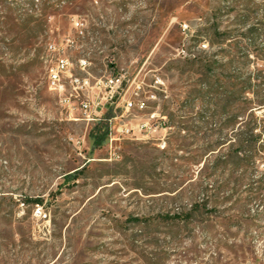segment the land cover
Listing matches in <instances>:
<instances>
[{"label":"rangeland","instance_id":"1","mask_svg":"<svg viewBox=\"0 0 264 264\" xmlns=\"http://www.w3.org/2000/svg\"><path fill=\"white\" fill-rule=\"evenodd\" d=\"M246 2L0 0V264H264V160L226 163L246 125L205 84L234 52L212 45V10L225 31ZM60 54L67 96L71 76L118 75L113 101L94 87L71 112L48 87ZM151 113L158 129L118 133Z\"/></svg>","mask_w":264,"mask_h":264},{"label":"trees","instance_id":"2","mask_svg":"<svg viewBox=\"0 0 264 264\" xmlns=\"http://www.w3.org/2000/svg\"><path fill=\"white\" fill-rule=\"evenodd\" d=\"M245 6H249L254 10L249 9L247 12L246 8L240 9L239 11L242 14L238 13L226 25L228 30L225 31H220L221 23L217 15V8H213L211 43L213 46H222L229 42L228 45L231 48L228 52L234 51L235 53L223 54L222 56L228 57L227 62L224 64H208L209 73H212L208 78H212L213 81L205 82L212 92L211 100L222 109L224 114H228L230 126H233V122L238 117H241L246 125V127L244 126L245 129L236 135L237 140L231 141L232 149L226 155V163L233 166L248 165L251 161L264 160V113L260 116L254 112V107L264 108V71L252 70L249 61L250 54L264 60V43L258 45L254 40L263 35L262 31H264V0L258 2L247 0ZM250 11L257 12L261 16L256 23H248ZM247 25L249 26L247 27ZM232 26L246 29L241 30L239 33V29ZM234 32L238 34L234 36ZM237 53L239 54L237 55ZM193 61L198 63L196 60ZM220 68L223 75L217 73ZM223 68L228 70V73H225ZM198 73L201 77L204 74L201 71ZM115 77H118V75H115ZM105 133L106 131L102 134L91 131L90 135L96 143H101ZM259 182L261 184V195L258 198L262 201V197H264V173L261 175ZM35 202L41 203L42 200L36 199ZM170 218H179V215H173Z\"/></svg>","mask_w":264,"mask_h":264},{"label":"built area","instance_id":"3","mask_svg":"<svg viewBox=\"0 0 264 264\" xmlns=\"http://www.w3.org/2000/svg\"><path fill=\"white\" fill-rule=\"evenodd\" d=\"M186 26V25H185ZM85 63V61L83 60ZM69 60L64 55H59L57 60L55 61V64L52 65L49 68L48 72V87L49 89L56 93L58 97L61 99V101H64L68 103L69 108L71 112L75 109V100H79L78 108L84 110L85 112H88L91 110L92 102L89 99V95L86 96L85 99L81 98V94H83L84 91L89 90L94 87H98V89H102V87L105 90V99L107 102H112L114 97L116 96V93L118 92L119 88H121L122 85V78L120 76L118 77H109L105 81L98 80L95 85L91 84V80L89 77H78V76H71L70 77V85H71V92L69 95H66L67 92V86H66V74L68 72L69 68ZM138 108L140 110H143L147 107L145 101H139L138 102ZM134 107V103L132 100L126 101L124 108L125 110L129 111ZM156 113H151L150 117L134 126H127L123 125L118 128V133L121 135H137L136 129L138 130L139 134H143L144 132L148 131L151 132L153 129L156 130L159 128V123H153L156 120Z\"/></svg>","mask_w":264,"mask_h":264}]
</instances>
